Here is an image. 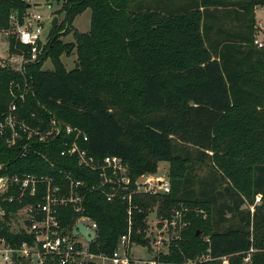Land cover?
<instances>
[{
    "label": "trees",
    "instance_id": "obj_1",
    "mask_svg": "<svg viewBox=\"0 0 264 264\" xmlns=\"http://www.w3.org/2000/svg\"><path fill=\"white\" fill-rule=\"evenodd\" d=\"M59 1L67 33L76 16L92 12L90 31L74 33L76 67L68 71L60 61L66 49L59 32L24 73L0 65V116L16 101L17 116L31 127L47 129L55 119L80 128L88 141L81 138L79 145L98 161L122 158L133 183L169 162L171 193L109 202L90 189L100 182L98 172L80 167L75 156H61L73 139L64 133L46 143L21 133L13 146L9 133L0 135V175L84 182V215L98 226L90 248L95 254L113 255L129 234L132 244L152 253L150 213L157 207L160 221L170 220L184 204L211 216H192L182 239L168 253H155L157 264H264V48L254 43L255 10L264 0H167L179 5L165 10L151 0ZM30 8L28 0H0V31L12 28L13 14L23 23ZM233 14L241 31L231 33L224 21ZM19 49L27 50L11 38L10 52ZM49 58L54 70H43ZM27 82L32 89L21 100ZM203 168L208 174L202 177ZM1 205L7 214L0 236L21 243L27 236L8 225L18 206ZM62 212V225L71 229L79 215L72 207ZM229 215L239 225L220 230Z\"/></svg>",
    "mask_w": 264,
    "mask_h": 264
},
{
    "label": "built area",
    "instance_id": "obj_2",
    "mask_svg": "<svg viewBox=\"0 0 264 264\" xmlns=\"http://www.w3.org/2000/svg\"><path fill=\"white\" fill-rule=\"evenodd\" d=\"M10 22L12 28L0 31V37H9L10 54L0 65L24 73L27 64L38 62L45 54L49 43L48 35H45L47 18L36 8H30L23 23H19L15 14L10 17ZM257 32L264 33V23L258 24ZM11 38L27 50L19 49L16 54L11 53ZM254 43L259 48H264V39H259L258 35L255 36ZM9 63L14 67H10ZM31 89L27 82L24 94L19 98L24 100L25 93ZM17 111V102L14 101L8 113L0 116V135L10 134L9 145H15L21 133L26 134L28 140L41 143L55 140L62 133L72 137L70 142H65L67 148L62 150L61 156H75L80 167L98 172L100 182L90 189L100 191L109 202L119 198L122 202L131 203L134 195L156 196L171 193L169 177L145 175L133 183L128 174V166L122 158L107 156L103 160H96L79 145L81 138L88 141L87 135L80 128L55 119L51 120L47 129H42L40 126L31 127L17 116ZM84 186V182L77 181L72 176H66V179L60 183L53 176L0 175V219L2 220L7 214L1 204L17 205L18 209L9 213L8 225L12 233L27 236V239L21 243H14L0 236V264H137L138 262L128 256L132 246L130 234L120 238L119 246L113 255L95 254L91 251V245L98 237V226L90 217L84 215ZM261 198L260 195L256 197V204L260 203ZM68 207H72L79 215L71 229L62 225L64 220L62 209ZM128 214L131 215V209ZM172 221L170 218L160 223L168 228ZM77 224H83L87 229L97 233L94 242L90 243L82 234H73ZM205 259L206 257H203L199 261ZM250 260L251 253L247 255L245 262L249 263ZM143 264H157V262L152 257Z\"/></svg>",
    "mask_w": 264,
    "mask_h": 264
},
{
    "label": "rangeland",
    "instance_id": "obj_3",
    "mask_svg": "<svg viewBox=\"0 0 264 264\" xmlns=\"http://www.w3.org/2000/svg\"><path fill=\"white\" fill-rule=\"evenodd\" d=\"M31 4V8H36V10L40 11L45 18H47L46 24V32L45 35L47 36L49 30L51 28V20L55 17L59 18V23L55 30L53 36L59 32L60 42L61 45H65L64 48L66 51L60 57V61L62 62L64 68L68 71L73 70L77 65V47L75 44V37L74 33H87L90 31L91 28V16L92 12L90 9H87L80 15L76 16L73 21V24L70 25V32L67 33L68 25H62L65 20V14L63 11V2L59 0H28ZM229 2H233V0H228ZM256 19L259 22L260 20L264 21V7H257L256 8ZM257 25V23H256ZM259 39H264V33L256 32ZM52 36V37H53ZM9 37L1 36L0 37V63H4L3 60H7L9 57ZM69 49V50H68ZM55 56H58V52L54 53ZM8 62V61H7ZM10 67H14V65L10 64ZM43 70H54V64L52 60L49 58L43 63L42 66ZM170 171V163L169 162H161L158 165V170L155 174H145V175H156L159 177L168 178ZM200 176H206L208 174L207 168H203L199 170ZM143 175V176H145ZM224 188V185L223 187ZM245 208V207H244ZM250 208L251 212L253 213L254 210ZM192 216H197L202 218L203 220H208L210 218V214L207 209L202 207L191 208L184 204L179 205L178 208H175L172 211L171 219L173 220L171 224L167 227H164L163 223H160V219L158 218V208L155 207L152 212L150 213L147 224H148V238L150 247L152 249V253L149 252L148 247L139 245V244H132L130 247L129 257L131 260L138 262L137 264H143L150 260L152 257L155 256L157 252H164L168 253L170 246L176 243V241L181 240L182 232H186L192 228ZM240 223L239 218H231L230 215L228 216V221L224 222L220 226L217 227L220 230H226L230 227L238 226ZM147 236V235H146ZM205 237V236H203ZM207 239V237H205ZM82 240V238H79ZM208 240V239H207ZM169 241V242H168ZM191 260H187L186 264H190ZM221 264H228L227 259H223Z\"/></svg>",
    "mask_w": 264,
    "mask_h": 264
},
{
    "label": "crops",
    "instance_id": "obj_4",
    "mask_svg": "<svg viewBox=\"0 0 264 264\" xmlns=\"http://www.w3.org/2000/svg\"><path fill=\"white\" fill-rule=\"evenodd\" d=\"M151 5L153 8H156L159 10H165V9H170L174 6L177 7V5H179V4L178 3L177 4H170V2L167 0H151ZM255 13H256V10H255ZM219 15L222 17L221 13ZM236 16H237L236 14H233L232 16H228L226 18H229V19L227 21H224V22L228 23V24H226V26L229 29V32H231V33L241 31V26L239 25V23H237ZM255 18H256V14H255ZM261 22L264 23L263 20H260L258 22L256 19L257 26ZM253 210H254V208H253Z\"/></svg>",
    "mask_w": 264,
    "mask_h": 264
},
{
    "label": "water",
    "instance_id": "obj_5",
    "mask_svg": "<svg viewBox=\"0 0 264 264\" xmlns=\"http://www.w3.org/2000/svg\"><path fill=\"white\" fill-rule=\"evenodd\" d=\"M58 23H59V18L55 17L51 22V28L47 36V39L49 41L52 38L53 34L55 33ZM73 234L74 235L82 234L83 236L87 238V240L90 243L94 242L96 235H97L95 231L87 229L86 226L83 224H77L76 227L73 229Z\"/></svg>",
    "mask_w": 264,
    "mask_h": 264
}]
</instances>
